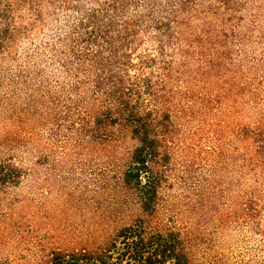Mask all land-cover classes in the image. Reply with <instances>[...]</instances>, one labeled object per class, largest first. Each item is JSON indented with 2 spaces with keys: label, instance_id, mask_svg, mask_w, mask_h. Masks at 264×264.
<instances>
[{
  "label": "trees",
  "instance_id": "1",
  "mask_svg": "<svg viewBox=\"0 0 264 264\" xmlns=\"http://www.w3.org/2000/svg\"><path fill=\"white\" fill-rule=\"evenodd\" d=\"M254 35L264 45V0H0V89L51 110L49 139L65 151L113 158L115 185L130 206L126 221L103 224L97 238L33 241L32 264H198L200 252L214 250L198 213L261 236L264 252V99L250 97L245 121L233 111L215 122L205 116L190 139L181 122L193 102L210 114L236 106V84L219 82L234 72L233 48L243 56ZM200 78L207 85L195 96L191 82ZM205 126L210 144L202 148ZM227 129L229 149L220 144ZM189 154L207 160L195 184L190 159L180 161ZM227 164L246 175L230 211L209 201ZM30 170L1 156L0 191ZM254 261L264 264V253Z\"/></svg>",
  "mask_w": 264,
  "mask_h": 264
},
{
  "label": "rangeland",
  "instance_id": "2",
  "mask_svg": "<svg viewBox=\"0 0 264 264\" xmlns=\"http://www.w3.org/2000/svg\"><path fill=\"white\" fill-rule=\"evenodd\" d=\"M238 49L237 46L233 48L235 61L228 65L234 72L227 70L225 79L219 82L220 87L236 84L234 92L238 95L232 97L236 101L232 105L236 106L224 112L213 110L210 114L200 109L199 102H193L192 116L181 119L183 133L188 139L198 130L205 116L214 118L215 122L216 118L224 119L234 112L239 121H245L253 110L250 97H257L259 101L264 99L263 43L254 35L243 56L238 55ZM191 85L197 96L204 91L207 82L200 78ZM214 93L220 91L216 89ZM181 98L178 97L177 103L183 105L187 100ZM30 102L24 92L10 94L0 89V157L13 155L31 169V174L19 186L0 191V257H8L14 264L35 263L33 241L37 239L50 235L59 241L94 239L102 235L103 224H121L130 211L114 182V159L98 151L74 155L51 142L48 121L52 111ZM212 119L207 123L213 122ZM207 128L205 126L198 137H203L202 148L210 144ZM194 142L195 139L192 144ZM230 143L232 138L227 129L220 144L229 149ZM187 158L190 159V181L195 184L199 174L205 172L207 160L189 154L180 161L186 162ZM202 166L205 167L203 170ZM225 166L220 173L222 185L211 192L209 201L230 211L233 201L242 193L246 175L240 174L232 164ZM232 179L235 182L230 185ZM177 191L170 193L171 198ZM172 199H175L172 203L176 202L174 204L180 207L182 199ZM198 215L193 217L196 222L207 220L210 223L214 245L210 254L199 253L198 264H221L215 257L224 260V264H255L254 259L264 253L261 236L241 230L232 232L218 224L215 215ZM186 218L189 217L186 215Z\"/></svg>",
  "mask_w": 264,
  "mask_h": 264
}]
</instances>
